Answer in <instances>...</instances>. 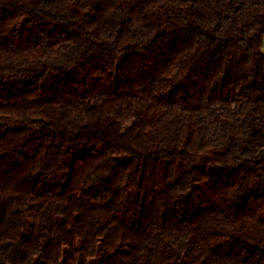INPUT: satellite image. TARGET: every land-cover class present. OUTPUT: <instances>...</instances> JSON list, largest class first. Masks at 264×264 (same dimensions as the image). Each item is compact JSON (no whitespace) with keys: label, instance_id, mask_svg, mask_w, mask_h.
<instances>
[{"label":"trees","instance_id":"obj_1","mask_svg":"<svg viewBox=\"0 0 264 264\" xmlns=\"http://www.w3.org/2000/svg\"><path fill=\"white\" fill-rule=\"evenodd\" d=\"M264 0H0V264H264Z\"/></svg>","mask_w":264,"mask_h":264},{"label":"rangeland","instance_id":"obj_2","mask_svg":"<svg viewBox=\"0 0 264 264\" xmlns=\"http://www.w3.org/2000/svg\"><path fill=\"white\" fill-rule=\"evenodd\" d=\"M263 50H264V39H263Z\"/></svg>","mask_w":264,"mask_h":264}]
</instances>
